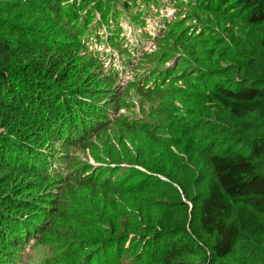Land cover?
<instances>
[{
    "label": "trees",
    "instance_id": "16d2710c",
    "mask_svg": "<svg viewBox=\"0 0 264 264\" xmlns=\"http://www.w3.org/2000/svg\"><path fill=\"white\" fill-rule=\"evenodd\" d=\"M165 5L166 0H46L35 5L33 19L23 0H0V264H18L20 251L32 239L35 244L45 241V234L64 245L50 253L49 263L99 264L125 248L149 264H264V0L171 2L177 17L163 22L162 34L154 39L158 47L173 42L207 61L206 48L198 44L202 40H192L184 27H176L188 24L194 13L201 18L234 16L232 21L247 23L259 39L255 49L239 43L226 53L224 65L201 83L190 82L192 87L208 83L205 101L198 110L186 111V119L162 105L182 101L179 92L163 87L140 91L143 98L154 94L162 100L155 117L179 122L188 135L186 163L175 162L166 177L150 176L118 164L126 158L149 167L126 143L118 140L121 150L110 143L100 151L96 142L113 118L102 102L113 95L103 87L109 75L93 44L111 45L133 65L135 51L122 37L121 21L151 38L146 21ZM97 16L106 25L104 36ZM158 50L144 52L134 66L160 59ZM218 59V54L210 55L211 61ZM176 75L178 69L170 78ZM144 130L154 137L152 125ZM57 144L81 147L97 161L115 158L113 172L137 197L138 209L126 207L128 219L111 229L104 217L80 206L74 217L80 227L75 229L76 221L69 225L72 239L56 235L60 220L67 218L60 204L52 205L54 188L62 179V163H75L60 154ZM76 183L101 185L86 179ZM88 229L95 233L90 239L81 234Z\"/></svg>",
    "mask_w": 264,
    "mask_h": 264
},
{
    "label": "rangeland",
    "instance_id": "374dc122",
    "mask_svg": "<svg viewBox=\"0 0 264 264\" xmlns=\"http://www.w3.org/2000/svg\"><path fill=\"white\" fill-rule=\"evenodd\" d=\"M45 1L23 0L27 15H32L34 19V11L37 9L35 5H43ZM166 1L168 5L159 9L160 14L157 16L153 15L154 17L151 16L146 21L145 31L151 35V38L143 37L141 29H134L126 21H121V26L124 29L122 37L125 38L129 47L135 51L133 65L131 63L128 64L126 59L120 57L111 45L99 46L98 44H93L92 46L91 43L88 47L89 51L92 46L93 50L96 49V51L102 52L100 55L102 60L100 61V67L109 75V82L103 87H106V91L111 89V92L107 93L113 95L102 102V105L112 112L113 118L112 120L108 118L107 129L99 133V138L96 140L97 144L99 147L105 145L109 149L111 143L118 146V149L121 150V146L118 144V140H121L127 144L135 158L143 160L149 167L140 163L137 164L131 159L128 161L126 158L125 162L118 163L119 165L139 172H145L150 174V176L159 175L160 177H166V173L174 169L175 162L186 163L188 161V135L181 128L179 122L163 118L160 114L155 117L153 115L155 107L162 100L154 94H151L149 98H143L140 91L146 89L148 93H152L155 90H162L160 88L163 87L167 91L179 92L182 101L168 99L169 101L166 100L168 101L166 104H161L175 113L176 117L186 119V111L189 109L198 110L199 104L205 101L203 94L205 85L208 83L204 81L205 85L192 87L190 82L201 83L207 77V73L215 70L218 65H224L226 53L233 52L239 43L242 42L247 47L255 49L258 47L259 42L257 36L249 33L247 23L242 24L232 21L235 18L234 16L227 18L212 14L201 18L197 13H194L191 15V21L188 24L183 26L184 22H182L176 27H184V34H188L192 40H202L198 44L200 48L202 46L206 48L203 55L209 59V64H207L208 59L202 63L197 60V57L178 48L173 42H167L163 46L158 47L154 39L157 38L156 34H162L166 26L163 22H168L177 17L175 9L171 6L172 0ZM99 19L101 18L97 16L98 21ZM99 24L100 29L98 32L104 36L107 31L106 25L102 21H99ZM28 28L34 29V26L30 24ZM156 48L162 52L160 59L152 62L149 60L140 62V66H134L137 59L144 52H150ZM87 51L85 50V52ZM213 53L219 55L218 60H210V55ZM176 69H178V75L170 78L174 76ZM181 78H187L189 82L181 80ZM128 122L135 125L133 126L134 128L128 129L123 126V124ZM148 124L153 126L154 137L147 135L144 130L148 128ZM194 134L202 135L201 133ZM156 138H158V142ZM59 145L57 144L56 147ZM59 147H62L60 154L68 159L71 158L75 163H62L63 166L60 171H62L64 176L61 174L62 179L60 183L56 184L58 187L54 188V196L52 198L56 201L52 205L60 204L64 212L62 217L67 218L60 220V231H56V235L59 236L60 234L72 239L73 236L70 234L69 225L76 221L75 229L77 230V227H80L79 219H74V217L78 218L80 215L78 210L80 206L87 207L92 210L91 213L104 217L106 219L105 223L109 224L111 229L114 228L115 224L120 225L128 219L127 210H124L126 207L134 210L138 209L135 201L137 197L128 192L127 186L125 187L120 176L113 172L117 165L114 162L115 158L111 157L103 161H97L93 159L88 150H84L81 147ZM87 165L92 167L88 168ZM99 168H102V171L96 174ZM68 170L72 171L66 173ZM100 174H104L105 177L108 174V177L102 179ZM79 179H86L89 183L99 181L101 185L97 187H93L91 184L82 186L76 183V180ZM68 200L72 204L66 202ZM45 221L49 224L51 219L46 218ZM91 231V229L81 230V234L88 239L95 234ZM101 234L100 232L98 237ZM44 239L45 241L37 244L33 243L36 239H32L30 244L20 251L22 255L18 264H60L58 262L49 263L47 259L53 250L58 251L64 245L55 244L56 242H53L47 234L44 235ZM135 250L138 252L139 248ZM137 256L139 254L134 257L131 256L123 248L99 264H149Z\"/></svg>",
    "mask_w": 264,
    "mask_h": 264
}]
</instances>
